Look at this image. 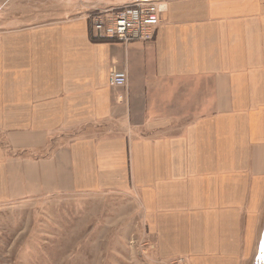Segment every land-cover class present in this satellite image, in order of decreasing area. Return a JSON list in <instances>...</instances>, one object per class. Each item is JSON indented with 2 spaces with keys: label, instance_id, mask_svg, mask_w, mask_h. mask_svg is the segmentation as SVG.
I'll return each instance as SVG.
<instances>
[{
  "label": "crops",
  "instance_id": "1",
  "mask_svg": "<svg viewBox=\"0 0 264 264\" xmlns=\"http://www.w3.org/2000/svg\"><path fill=\"white\" fill-rule=\"evenodd\" d=\"M135 1L5 0L0 202L110 191L163 256L238 264L264 228V0H157L151 43L93 36Z\"/></svg>",
  "mask_w": 264,
  "mask_h": 264
},
{
  "label": "rangeland",
  "instance_id": "2",
  "mask_svg": "<svg viewBox=\"0 0 264 264\" xmlns=\"http://www.w3.org/2000/svg\"><path fill=\"white\" fill-rule=\"evenodd\" d=\"M5 49H8L6 7L5 0H0V100L7 110L10 103L5 99L4 105L2 99L11 96V85ZM6 134L8 131L2 130L0 143L14 158L15 150H9ZM258 239L259 233L250 256L238 264H264V228L255 255ZM0 264H187V261L163 256L139 204L110 191H92L0 202Z\"/></svg>",
  "mask_w": 264,
  "mask_h": 264
},
{
  "label": "built area",
  "instance_id": "3",
  "mask_svg": "<svg viewBox=\"0 0 264 264\" xmlns=\"http://www.w3.org/2000/svg\"><path fill=\"white\" fill-rule=\"evenodd\" d=\"M168 10L163 1H137L132 6L115 10L96 11L91 15L92 34L98 40H111L123 44L135 42L151 43L161 24V16ZM113 86H126L127 74L113 72L110 77Z\"/></svg>",
  "mask_w": 264,
  "mask_h": 264
},
{
  "label": "bare ground",
  "instance_id": "4",
  "mask_svg": "<svg viewBox=\"0 0 264 264\" xmlns=\"http://www.w3.org/2000/svg\"><path fill=\"white\" fill-rule=\"evenodd\" d=\"M263 249H264V245H263Z\"/></svg>",
  "mask_w": 264,
  "mask_h": 264
}]
</instances>
